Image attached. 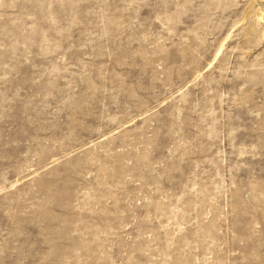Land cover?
<instances>
[{"label": "rangeland", "instance_id": "374dc122", "mask_svg": "<svg viewBox=\"0 0 264 264\" xmlns=\"http://www.w3.org/2000/svg\"><path fill=\"white\" fill-rule=\"evenodd\" d=\"M0 264H264V0H0Z\"/></svg>", "mask_w": 264, "mask_h": 264}]
</instances>
